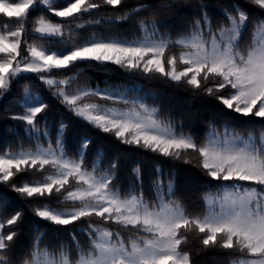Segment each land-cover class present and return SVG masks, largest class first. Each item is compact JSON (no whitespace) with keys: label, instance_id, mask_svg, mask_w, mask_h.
Here are the masks:
<instances>
[{"label":"snow or ice","instance_id":"obj_1","mask_svg":"<svg viewBox=\"0 0 264 264\" xmlns=\"http://www.w3.org/2000/svg\"><path fill=\"white\" fill-rule=\"evenodd\" d=\"M250 2L264 10V0ZM121 4L122 0H0V16L6 21L0 24V99L23 74L34 73L69 112L92 127L123 144L193 164L218 183L204 192L199 209H190L177 197L178 173L165 172L159 164L154 165L150 196L144 192L139 164L132 169L134 183L121 189L116 183L118 159L103 166V150L89 159L87 138L75 155L70 154L64 121L53 142L46 117L40 116L48 105L25 86L24 111L8 119L24 122L25 136L34 147L24 148L18 141L20 150H0V183L27 199L55 196L58 206L42 204L33 208L34 214L57 226L74 227L71 244L54 245L45 241L47 234L37 226L32 245L17 257L19 232L14 226L24 214L21 210L8 216V202L0 197V264H192L189 251L182 247L190 235L197 236L204 248L227 250L228 264H264V128L241 131L227 122L221 128L212 123L201 142L143 99L88 85L73 89L83 73L67 75L93 62L97 67L112 64L185 84L214 96L227 111L264 120V18H254L233 4L222 10L225 19L215 22L210 5L201 3L199 18L175 36L161 32L155 19H140V34L131 38L96 32L80 38V29L100 20L64 29L65 23L90 17L104 5ZM148 8L141 4L105 22L129 21ZM37 10L41 14L32 22L30 13ZM47 13L62 21L54 22ZM249 26L250 40H245ZM52 37L61 45L55 51L35 42ZM89 97L125 107L88 102ZM33 171L44 175L13 182ZM77 233L86 234V245Z\"/></svg>","mask_w":264,"mask_h":264},{"label":"trees","instance_id":"obj_2","mask_svg":"<svg viewBox=\"0 0 264 264\" xmlns=\"http://www.w3.org/2000/svg\"><path fill=\"white\" fill-rule=\"evenodd\" d=\"M59 2L64 3V0H59ZM201 3L210 5V14L215 22L223 21L225 18L222 10L225 7H231L233 4H239L254 18H264V10L252 4L250 0H122V4L116 8L104 5L99 11L94 10L90 17L85 16L83 20L65 23L64 29L67 31L69 28H75L76 24H84L88 19L100 20V24L86 25L85 28L80 29V38H87L93 32L104 36H127L131 38L133 35L140 34L137 29L140 19H155L161 32H169L175 36L186 31L191 21L199 18L198 10ZM141 4L149 5L148 10L139 12L131 20L114 24L105 22L108 17L122 16L125 12H129ZM40 14L41 10L31 12V21L34 22ZM47 15L54 22L62 21V18L55 17L51 13H47ZM5 22V18L0 16V24ZM7 23L14 25L15 21H7ZM250 34L251 26H249L248 32L244 34V39L250 40ZM35 42L37 44L44 43L45 46L54 51L61 47L58 37L49 38L47 41L36 39ZM77 71L83 74L74 81L73 89L81 85H88L93 89L99 87L107 91L124 92L131 98H141L149 106L158 107L163 116L170 118L177 124H182L185 132L192 133L201 142L204 141L208 126L212 123L221 128L227 122L241 131L264 128V120L260 118L244 117L227 111L214 96L193 90L185 84L177 85L175 82H170L159 76L147 77L141 72H129L112 64L97 67L95 62L92 66L82 65L80 69H73L67 75H73ZM57 78L62 79L64 77L58 76ZM25 86L30 87L32 92L40 96L48 105L47 110L40 116L41 118L46 117L48 131L53 142L56 139V129L59 128L60 122L64 121L68 125L64 140L66 141V149L70 154L75 155L81 141L87 138L91 141L87 150L89 159H92L100 150H103L104 153L103 166H107L113 159H118L119 179L116 183L121 189L126 191L134 183L132 169L137 164L142 169L144 192L149 196L151 195V181L155 178L154 165L156 164L161 165L165 172L174 170L178 173L176 180L177 197L181 198L190 209L202 208L204 206L202 201L204 192L210 185L215 189L218 182L211 181L200 168L193 164L175 162L135 146L123 144L114 135L103 133L81 118L76 117L52 95L48 86L34 73L23 74L12 84L11 90L4 95V98L0 99V150L18 151L21 147L18 145V141H22L24 148L34 147L33 141L25 136L24 122L8 119L9 116L18 115L24 111L21 102L24 98ZM106 102L109 106L125 107L123 104L113 105L110 101ZM41 127H43V119H41ZM14 130H18L19 134H13ZM40 142L47 146V140L43 136H41ZM43 175V173L33 171L27 175L21 174L13 182L35 181L41 179ZM0 197L8 202L6 209L8 216L21 210L24 214L22 222L14 226L19 232L15 245L17 257L24 254L32 245L34 230L37 226H39L40 232L47 234L46 242L50 241L54 245L58 243L71 244L70 233L73 232V225L57 226L41 220L33 212V208L42 204L58 206L55 196L27 199L12 191L8 185L0 183ZM75 227H80L79 222ZM77 239L85 245L88 242L84 233H77ZM182 247L189 251L192 264H228L231 259L227 250L212 247L204 248L195 235H190L187 244L182 245Z\"/></svg>","mask_w":264,"mask_h":264},{"label":"rangeland","instance_id":"obj_3","mask_svg":"<svg viewBox=\"0 0 264 264\" xmlns=\"http://www.w3.org/2000/svg\"><path fill=\"white\" fill-rule=\"evenodd\" d=\"M54 51V50H53ZM28 74V73H26ZM107 91V90H106ZM113 93H115L114 91H111ZM88 102H93V103H100V104H105L107 105L106 100H101L99 97H89L88 98ZM109 106V105H108ZM111 107V106H110Z\"/></svg>","mask_w":264,"mask_h":264}]
</instances>
